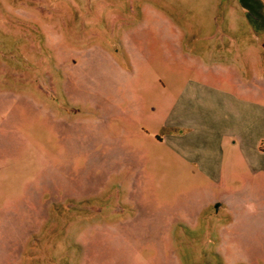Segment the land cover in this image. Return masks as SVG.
Here are the masks:
<instances>
[{"label":"rangeland","instance_id":"obj_1","mask_svg":"<svg viewBox=\"0 0 264 264\" xmlns=\"http://www.w3.org/2000/svg\"><path fill=\"white\" fill-rule=\"evenodd\" d=\"M198 91L264 136V0H0V264H264V167L173 146Z\"/></svg>","mask_w":264,"mask_h":264},{"label":"crops","instance_id":"obj_2","mask_svg":"<svg viewBox=\"0 0 264 264\" xmlns=\"http://www.w3.org/2000/svg\"><path fill=\"white\" fill-rule=\"evenodd\" d=\"M240 102L241 99L225 91L214 95L198 91L182 100L178 105V118L172 121L177 129L173 133V146L211 180L222 181L224 177L225 142L228 141V149L238 150L249 166L264 167V148L261 147L264 136L248 137L250 133L243 131L240 113L226 106L230 103L240 107Z\"/></svg>","mask_w":264,"mask_h":264}]
</instances>
